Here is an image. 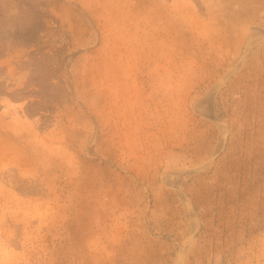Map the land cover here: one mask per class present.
<instances>
[{
	"label": "rangeland",
	"instance_id": "rangeland-1",
	"mask_svg": "<svg viewBox=\"0 0 264 264\" xmlns=\"http://www.w3.org/2000/svg\"><path fill=\"white\" fill-rule=\"evenodd\" d=\"M0 264H264V0H0Z\"/></svg>",
	"mask_w": 264,
	"mask_h": 264
}]
</instances>
